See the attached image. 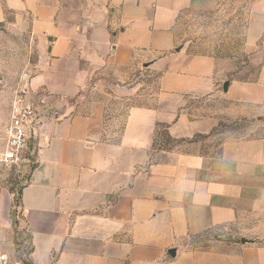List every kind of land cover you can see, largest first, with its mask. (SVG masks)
Here are the masks:
<instances>
[{
    "label": "crops",
    "instance_id": "0c3cea01",
    "mask_svg": "<svg viewBox=\"0 0 264 264\" xmlns=\"http://www.w3.org/2000/svg\"><path fill=\"white\" fill-rule=\"evenodd\" d=\"M191 2L0 0V27L37 41L32 89L76 101L37 119L18 209L26 264H264V139L221 141L216 130L237 105H261L264 83L176 49L173 28ZM137 66L157 77L154 105L130 106L113 139L108 100L84 93L110 77L103 95L137 96V84L123 86ZM203 98L230 109L197 115L189 103Z\"/></svg>",
    "mask_w": 264,
    "mask_h": 264
},
{
    "label": "rangeland",
    "instance_id": "374dc122",
    "mask_svg": "<svg viewBox=\"0 0 264 264\" xmlns=\"http://www.w3.org/2000/svg\"><path fill=\"white\" fill-rule=\"evenodd\" d=\"M173 33L176 49L185 54L228 61L238 81L264 83V0H192L190 6L178 15ZM38 61L37 41L28 30L15 24L0 27V154L4 150V130L14 92L20 84L30 82L36 75ZM137 67L133 77L130 76L123 85H138L137 96L129 100L109 99L102 94H112L115 82L110 77H105L108 83L100 92L84 93L89 103L95 102L99 96L108 100L106 127L113 139L118 137L130 106L154 105L157 77L147 78L145 68ZM143 78L148 80L144 85ZM31 90L30 95L42 123L63 116L64 110L76 102L57 98L46 91L33 90L32 87ZM78 100L85 103L84 99ZM189 104L194 110L200 109L199 112L193 110L197 115L210 109H216V112L230 109V105L220 99L203 98ZM75 112L82 113L83 108L79 107ZM234 113L230 118L221 115L222 121L216 129L221 134V141L226 138L264 139V101L259 106L237 105ZM32 146L34 148L33 143L31 151ZM34 166V158L30 167L20 169H9L0 163V253L19 264H26L30 251L29 235L20 224L19 194Z\"/></svg>",
    "mask_w": 264,
    "mask_h": 264
},
{
    "label": "built area",
    "instance_id": "2783aa9c",
    "mask_svg": "<svg viewBox=\"0 0 264 264\" xmlns=\"http://www.w3.org/2000/svg\"><path fill=\"white\" fill-rule=\"evenodd\" d=\"M30 83L24 81L14 92L10 103L8 122L4 130V150L0 154V163L9 169L30 167L33 155L31 142L40 129L38 115L31 98ZM0 264H19L0 253Z\"/></svg>",
    "mask_w": 264,
    "mask_h": 264
},
{
    "label": "water",
    "instance_id": "95a60500",
    "mask_svg": "<svg viewBox=\"0 0 264 264\" xmlns=\"http://www.w3.org/2000/svg\"><path fill=\"white\" fill-rule=\"evenodd\" d=\"M143 66L146 67L147 64H145V65H143ZM227 86H228V83H227V82L224 83V85H223V91H224V92H226V90H227Z\"/></svg>",
    "mask_w": 264,
    "mask_h": 264
},
{
    "label": "trees",
    "instance_id": "16d2710c",
    "mask_svg": "<svg viewBox=\"0 0 264 264\" xmlns=\"http://www.w3.org/2000/svg\"><path fill=\"white\" fill-rule=\"evenodd\" d=\"M21 192V191H20ZM19 203H20V194H19Z\"/></svg>",
    "mask_w": 264,
    "mask_h": 264
}]
</instances>
